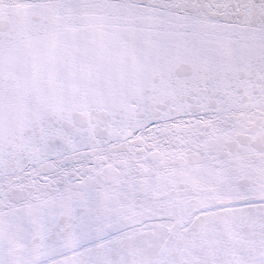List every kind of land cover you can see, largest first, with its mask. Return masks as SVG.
I'll list each match as a JSON object with an SVG mask.
<instances>
[{
	"label": "snow or ice",
	"instance_id": "6c2138e0",
	"mask_svg": "<svg viewBox=\"0 0 264 264\" xmlns=\"http://www.w3.org/2000/svg\"><path fill=\"white\" fill-rule=\"evenodd\" d=\"M0 264H264V0H0Z\"/></svg>",
	"mask_w": 264,
	"mask_h": 264
}]
</instances>
